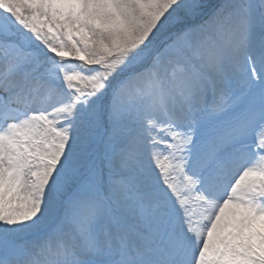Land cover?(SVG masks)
<instances>
[{
	"label": "snow or ice",
	"instance_id": "snow-or-ice-1",
	"mask_svg": "<svg viewBox=\"0 0 264 264\" xmlns=\"http://www.w3.org/2000/svg\"><path fill=\"white\" fill-rule=\"evenodd\" d=\"M0 264H264V0H0Z\"/></svg>",
	"mask_w": 264,
	"mask_h": 264
}]
</instances>
